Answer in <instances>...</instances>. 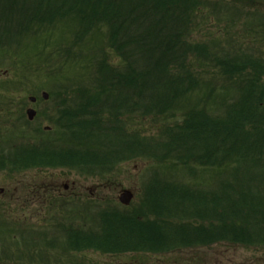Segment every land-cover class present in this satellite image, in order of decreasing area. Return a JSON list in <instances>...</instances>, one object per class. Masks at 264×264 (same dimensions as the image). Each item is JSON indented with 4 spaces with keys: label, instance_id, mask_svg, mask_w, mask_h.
Wrapping results in <instances>:
<instances>
[{
    "label": "trees",
    "instance_id": "trees-1",
    "mask_svg": "<svg viewBox=\"0 0 264 264\" xmlns=\"http://www.w3.org/2000/svg\"><path fill=\"white\" fill-rule=\"evenodd\" d=\"M226 14L211 23L223 38L193 41ZM243 18L256 27L239 28ZM56 31L72 41L51 44ZM252 44L264 46V0H0V51L14 75L22 84L35 71L65 98L53 137L0 132V173L72 168L103 179L124 163L155 166L135 207L61 215L66 252L188 251L187 263L202 264L204 247L264 250V54ZM159 167H181L191 182L197 168L219 177L200 188Z\"/></svg>",
    "mask_w": 264,
    "mask_h": 264
},
{
    "label": "rangeland",
    "instance_id": "rangeland-1",
    "mask_svg": "<svg viewBox=\"0 0 264 264\" xmlns=\"http://www.w3.org/2000/svg\"><path fill=\"white\" fill-rule=\"evenodd\" d=\"M229 16L230 14H226V16L218 18L220 22H217L216 19H210V24L198 28L194 32L193 41L207 35L208 31L216 34L217 37L223 38L224 33H222V30L217 31L218 28H213L211 23H216L222 27L221 22H227ZM241 21L242 24L239 27L241 29L245 28L248 30L250 27H256V25L248 27L251 21L247 18H243ZM61 35L65 37L66 42L72 41L71 31L64 34L56 31L51 44L56 43V40L60 39ZM246 38L245 34L243 40ZM249 47L254 51H262L264 54V46L259 47V44H252ZM24 53V56L28 57L26 51ZM11 60H14V57H8L0 52V68L4 72L0 78V132L3 131L4 135L5 133H12L11 129L7 128L5 124L6 120H11L12 123L15 122L17 106L21 103L27 107L40 109L41 107L37 104L35 106L27 103L28 97L35 96L39 98L40 93H47L48 89L51 88L49 84L45 81L43 82L35 71L31 72L32 76L28 75L27 83L20 84V75L17 78L14 75V71L17 70L18 74H20L21 69L16 64L9 68ZM24 61L27 62L28 58H25ZM13 78L14 80H11ZM198 98L199 96L192 97L194 100L192 105L195 107L199 106ZM215 108L212 101L209 100L207 110L214 111ZM35 126L36 124L31 125L30 129H34ZM116 168L111 176L103 177V179H91L87 176H79L75 171L69 173L61 169L48 170L46 172L26 170L23 175L19 176H11L7 172L0 173V189H4V194L0 195V223H8L5 227L6 229L0 225V264H70V261L72 262L71 264H127L130 262L129 260L133 255L128 254L132 253L117 255L116 257H114L115 255L102 254L92 250H84L83 253L79 254L76 252L68 254L66 251L55 247L54 244L57 241H52V235H46L48 237L46 241L50 246L46 250L43 248L40 239L33 243L29 237L52 232L53 219L61 218V215L70 217L69 211L63 208L62 202L75 201L82 207L93 203L104 206V203H108L115 207L116 205L119 206L117 201L119 194L122 191L130 190L134 194L130 206H136L140 201V186L146 183L151 173H153L151 169H155V166L150 163L134 161L124 163ZM159 169L157 175L160 176L161 174L163 178L173 177V180L176 181L191 182L184 175L181 167L169 168L165 172H163L161 167ZM216 173L217 171L215 170L198 169L192 179L193 185L211 188L215 177H219ZM27 185H35L52 190L54 195L51 196L49 194L46 196L48 205L43 204L45 202L42 196H40L42 200H38V202L32 201L29 194L21 190L23 186ZM64 185L67 186L65 191H63ZM52 197H65V199H62V201ZM108 244L116 247L111 240ZM51 246H54V249ZM197 252L201 260H205V258L209 260V262L207 261L208 264H264V250L257 252L250 248L244 249L240 246L232 247L228 244H221L204 247L198 249ZM188 254H190L188 251H182V254H160L154 255L155 258L153 256H139V258L143 257L142 261L140 259L143 264H157V260L159 263H172L173 261L178 263L184 258L188 259ZM70 256H73V258Z\"/></svg>",
    "mask_w": 264,
    "mask_h": 264
},
{
    "label": "water",
    "instance_id": "water-1",
    "mask_svg": "<svg viewBox=\"0 0 264 264\" xmlns=\"http://www.w3.org/2000/svg\"><path fill=\"white\" fill-rule=\"evenodd\" d=\"M45 96V94H44ZM33 100V99H32ZM34 112L31 110L27 111V117L29 118V120H33L34 117ZM133 195L130 191L125 190L124 192H122L118 198V201H120V203L124 206L129 205V203L131 202Z\"/></svg>",
    "mask_w": 264,
    "mask_h": 264
},
{
    "label": "flooded vegetation",
    "instance_id": "flooded-vegetation-1",
    "mask_svg": "<svg viewBox=\"0 0 264 264\" xmlns=\"http://www.w3.org/2000/svg\"><path fill=\"white\" fill-rule=\"evenodd\" d=\"M37 102V100L35 101V103ZM63 191H65L64 189H63ZM127 264H138V262H136V261H130V262H128ZM139 264H141V263H139Z\"/></svg>",
    "mask_w": 264,
    "mask_h": 264
}]
</instances>
